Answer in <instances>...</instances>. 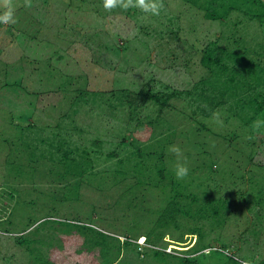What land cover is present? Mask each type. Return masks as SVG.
<instances>
[{"label": "rangeland", "instance_id": "rangeland-1", "mask_svg": "<svg viewBox=\"0 0 264 264\" xmlns=\"http://www.w3.org/2000/svg\"><path fill=\"white\" fill-rule=\"evenodd\" d=\"M227 2L211 8L220 12ZM31 3L13 0L16 22L0 23V264H41L51 255L53 264H98L118 256V234L127 238L113 264L264 261V204L256 202L264 126L251 127L262 119L244 122L232 91L208 116L200 115L201 100L173 92L193 88L210 40L226 44L236 29L242 44L263 42L264 23L246 11L258 9L244 2L215 19L187 0H162L159 15L109 11L104 0ZM245 56L264 68V45ZM143 87L175 96L165 106L128 102ZM257 89L264 94V82ZM53 140L76 157L64 147L51 151ZM172 145L189 169L182 180ZM85 224L109 234L107 249L82 243ZM40 236L49 241L40 251L18 243Z\"/></svg>", "mask_w": 264, "mask_h": 264}, {"label": "trees", "instance_id": "trees-1", "mask_svg": "<svg viewBox=\"0 0 264 264\" xmlns=\"http://www.w3.org/2000/svg\"><path fill=\"white\" fill-rule=\"evenodd\" d=\"M190 2L192 5H198V7L201 6V8H204L206 13L215 19L223 18L228 16L231 11L240 9L239 4H245L244 2L248 3L251 2L252 6L255 8H252L250 4V8H252V11H255L254 9H258V11L251 12L248 10L247 13H250L249 16H258L260 17V20L264 23V0H229L227 2V8H221L220 12L217 11L214 8H211L212 5L217 4V2H221V0H207V4L204 3L206 0H187ZM224 3L227 0H222ZM218 7V4H217ZM238 30H232L231 34H229L226 38V44H221L218 39H212L208 42V44L203 47L201 54H200V63H201V71H200V78L197 79V82L194 83L192 86V89H188L186 91H180V90H173L174 94L177 92H186L189 94H192L197 101H202L201 105H199V112L200 115L206 113L208 116L210 112L216 108L222 107L224 102H227L228 97L229 98H234V109L240 110L242 114H244V117L240 112L237 114L241 116L244 119V122H253L256 117L261 118L264 120V94L260 93V91L257 89V86L264 82V79H259L260 78V73L264 71V68L262 65H259V62H257L256 58H249L245 56V53L249 52V50H253L254 48L257 47V44L263 46L264 41L258 42L254 40V43L256 45H253V40L251 41H245L243 44V35L238 34ZM257 50V49H256ZM254 50V51H256ZM260 48L258 49V51ZM253 51V52H254ZM230 60L232 61L230 64ZM215 87H212V85ZM229 84L234 85V86H229ZM198 87L201 89L199 90ZM254 89V93L251 96L247 97H241L240 95H236L238 92H242L245 94H248V92H251ZM84 90V89H83ZM82 89L80 90L81 92H84ZM230 91H232V94H229ZM134 93V91H132ZM173 92H163L160 93L158 91H152L149 88H141L138 92H135V97L133 99L130 98L128 102L134 106H138L137 104H141L143 100H152L154 101L157 105L159 103H162V106H165V104L169 101H171L172 97L175 95ZM179 94V93H178ZM229 94V96H228ZM234 95V96H233ZM131 105V106H132ZM220 105V106H219ZM233 106V105H232ZM231 108V107H230ZM233 109V108H231ZM251 110V111H248ZM195 113V112H194ZM230 116V114H228ZM228 118H226L227 120ZM199 123H204L203 121H200ZM234 134V133H233ZM54 141V140H53ZM53 141H48V146L51 151H53L55 148L59 149L64 147V140L58 141V142H53ZM29 144V143H28ZM41 148V147H40ZM78 149V148H77ZM76 152V149L73 148H67L64 147L62 150V154L64 153L66 156H71V157H76L73 155V153ZM86 152L88 154V151L86 149H83L81 153ZM80 153V152H79ZM117 154V151L114 149L112 151H109L107 153V156H115ZM164 168H158V172L160 177H163ZM10 193V192H9ZM256 202L264 204V188L262 186H259V189L256 191ZM13 197V195H10ZM189 198L193 197L191 194H188ZM187 196V197H188ZM177 196H173V204L175 203V198ZM216 207H218L216 205ZM186 210V207L181 206L180 211L188 213ZM215 214H218L220 210L218 208H214ZM178 213L180 212L179 209H177ZM175 212V211H174ZM175 214L172 213V217L175 220ZM204 216H207V213L204 214ZM163 225L169 226L171 223V220L168 218L163 217ZM197 227H195L196 231ZM79 236L82 238V243L86 244H93L95 243L96 245L101 244L103 245L104 249H107L109 245V234L107 232H104L103 230H100L98 228L93 227L91 224H85L81 229L78 230ZM127 236L123 234H118L116 235V239L119 241L120 245V250L118 252V256L115 257L114 259H107L106 257L103 258V261L98 264H113L117 261L118 257L121 255L122 252V243L126 242ZM147 244H150L151 246L156 245L154 242H152L150 236L146 237ZM38 241L39 244H36V242L33 245H30V243L34 241ZM49 241L45 240L43 237H34L30 241H18L19 244L24 245L27 244V248L31 249V253H33L34 249H39V245L41 246L42 243L49 244L47 243ZM53 245V244H50ZM55 246V245H54ZM33 248V249H32ZM209 249L208 252H211V248L209 246H203L200 250L202 253H206L204 250ZM90 249H88L89 251ZM198 250V251H200ZM52 257L54 258V255H51L50 258H41L40 262L41 264H53ZM74 259V258H73ZM76 260V259H75ZM246 261L241 260V264ZM254 260H249V263H252ZM66 263V261H65ZM58 264V263H56ZM60 264V263H59ZM68 264V263H66ZM257 264H264V261H257Z\"/></svg>", "mask_w": 264, "mask_h": 264}, {"label": "clouds", "instance_id": "clouds-1", "mask_svg": "<svg viewBox=\"0 0 264 264\" xmlns=\"http://www.w3.org/2000/svg\"><path fill=\"white\" fill-rule=\"evenodd\" d=\"M117 6L122 7L124 10H127L129 7H139L144 12L159 15V10L163 7V3L162 0H104V8L106 10L110 11ZM25 7H32L31 0H25ZM0 9H3L2 13H0V23L9 24L16 22L14 18L13 0H0ZM213 115L218 118V114L214 113ZM262 126H264V120L257 119L251 127L253 131L258 132ZM168 151L177 158V162L174 165L176 178L178 180L186 178L189 169L186 166V162H181L183 156L182 150L178 146L172 145ZM243 264H248V261H244Z\"/></svg>", "mask_w": 264, "mask_h": 264}]
</instances>
